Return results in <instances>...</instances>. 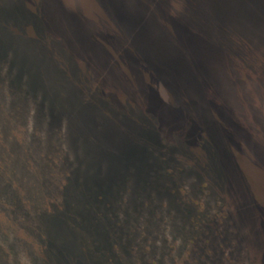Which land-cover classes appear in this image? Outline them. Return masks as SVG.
I'll list each match as a JSON object with an SVG mask.
<instances>
[{"label": "rangeland", "instance_id": "374dc122", "mask_svg": "<svg viewBox=\"0 0 264 264\" xmlns=\"http://www.w3.org/2000/svg\"><path fill=\"white\" fill-rule=\"evenodd\" d=\"M122 1L0 0V264H264L254 38L234 27L222 72L178 90L141 59L164 60L157 35L188 0ZM247 2L221 9L264 6Z\"/></svg>", "mask_w": 264, "mask_h": 264}, {"label": "water", "instance_id": "95a60500", "mask_svg": "<svg viewBox=\"0 0 264 264\" xmlns=\"http://www.w3.org/2000/svg\"><path fill=\"white\" fill-rule=\"evenodd\" d=\"M185 3H187L186 0ZM164 12L163 10H160L159 15L161 13L160 16H162V14H165ZM221 13L222 19L220 22L215 16H209V14L201 13L200 11L197 12L193 8H188V6H186L185 8H180L176 12V14H171L174 17L172 21L175 20V27L174 24L172 25V21L169 23V25H171L169 33L167 32L168 29L161 27L164 37L162 36L160 38V42L166 44L167 39H165V37L171 36L172 38H174L175 46H184V48H187L186 50L188 52L190 50L189 46L193 49L198 50L201 55L204 56V61L208 64V66L210 65L212 66L211 68L214 67V70H216L215 66L218 65L220 66L218 70L220 69V72H222V68L224 65V60L222 59L224 57V53L227 54V52L230 51V49H228L227 47V40H234V42H239L238 38L240 39V36L242 34L241 29L243 30V28L241 27L246 26L244 30L246 35H251L254 38L253 51L255 55L254 71L256 79H260L262 81L264 78V20L262 22L250 23L251 20L246 19L243 23L242 17L233 11L224 10ZM162 19L163 21H165L164 16L160 18L161 21ZM251 24H259L263 28L254 27L251 30ZM236 26L240 27L241 29H234V27ZM151 37L152 36H150L149 38ZM232 64L233 63L229 62V66L227 67L228 70L229 68L235 67L232 66ZM220 72H218V74H220Z\"/></svg>", "mask_w": 264, "mask_h": 264}, {"label": "trees", "instance_id": "16d2710c", "mask_svg": "<svg viewBox=\"0 0 264 264\" xmlns=\"http://www.w3.org/2000/svg\"><path fill=\"white\" fill-rule=\"evenodd\" d=\"M117 2V1H122V0H109V3L113 4ZM247 1L249 0H188L189 4H190V8L192 7L195 11H200L201 13H206L215 16L217 18L218 21L221 22V15H222V9L221 7H223L226 3L229 4V2H240L241 5H244L245 3H248ZM124 2V0L122 1ZM264 2V0H263ZM126 3V2H124ZM264 5V4H263ZM109 7V6H108ZM240 7V6H239ZM233 8V7H232ZM111 10V9H110ZM237 10V11H236ZM230 11V10H229ZM233 12H235L236 14H238L239 16H241L242 18H246L248 20H256L257 22H262L264 20V6H261V8H257L256 9H252V8H242V9H236L234 8V10L232 9ZM1 12H3V10H1ZM112 12V11H110ZM112 14L115 16V19L118 21L119 25L121 26L122 29H124V34L125 36L128 38H131L135 44H139L141 45V47H143L144 49H147L148 47V38L150 37V31L147 29L146 26H142L140 25V27L138 26L139 23H131V22H127L126 21H120L117 19V16L112 12ZM219 22V23H220ZM138 29H135V28ZM244 28H246V26H243ZM254 27L256 28H263L261 27V25L259 24H251L250 25V29L252 30ZM261 30V29H259ZM156 33V32H155ZM264 34V33H263ZM109 36L112 38L113 34L109 33ZM158 37H164V35H157ZM177 38V37H176ZM150 39V38H149ZM173 42H166V44L162 43V49L161 52L164 54L165 52H167L168 54L166 55L165 58H171V63L173 64L174 62H177V69H175L173 72L168 71V63L166 62V59L164 58V60H158V62L155 64L153 62H151L148 57L150 56H143L141 61H144L146 66L144 67V69L147 70H151L152 66H154V68H156V72L151 70L152 73H155L157 75V80L160 83H174L176 86V88H178V90H180V87L184 81V83L188 82V83H193L196 86H202L204 88V85H206V82L202 81V79H200V75L203 73V71L206 68V63L203 59H201V53L196 50L193 49L192 47L189 46V49H191V51L193 52V58L188 59L187 56V52H185L186 55V62L182 63V60L180 61V58L182 59V54L180 52H182L180 49L181 46L177 47ZM190 51V52H191ZM151 58V57H150ZM152 65V66H151ZM201 66V67H199ZM167 67V68H166ZM169 69V68H168ZM171 70V69H170ZM202 81V82H201ZM173 84V86H174ZM200 112V111H199ZM193 119V118H191ZM195 119V117H194ZM193 119V120H194ZM202 118H198L196 125L199 126V123L201 122ZM202 121H204V125H209L211 127L210 130H208L209 132L212 131V135L214 140L211 139L212 141H215V137L218 135H224L227 133V131L221 127L218 122L213 121L212 119H210L209 117L205 116L203 117ZM203 123V122H202ZM201 124V123H200ZM213 129V130H212ZM198 131H199V127H198ZM197 133V132H196ZM200 135L202 134L199 133ZM227 135V134H226ZM203 136L201 137L202 140ZM209 141V143L211 142L210 139H207ZM215 144H220L219 141L218 142H214Z\"/></svg>", "mask_w": 264, "mask_h": 264}]
</instances>
